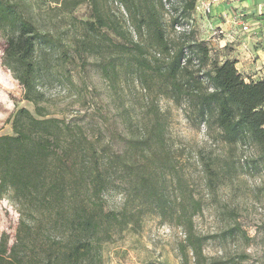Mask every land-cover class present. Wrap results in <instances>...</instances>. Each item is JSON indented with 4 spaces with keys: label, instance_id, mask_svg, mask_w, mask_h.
Returning <instances> with one entry per match:
<instances>
[{
    "label": "trees",
    "instance_id": "obj_1",
    "mask_svg": "<svg viewBox=\"0 0 264 264\" xmlns=\"http://www.w3.org/2000/svg\"><path fill=\"white\" fill-rule=\"evenodd\" d=\"M167 1L176 7L169 25ZM84 2L90 19L77 20L71 14ZM194 8L195 0H0L1 63L34 107L33 113L17 109L11 134L0 135V199L18 215L14 233L0 234V264H105V247L126 232L138 233L148 214L181 231V264H214L194 223L202 201L158 102L185 105L191 123L204 126L194 167L216 189L264 164V80L246 81L226 55L210 57L217 49L197 37ZM63 27L74 32L69 46L76 58L99 56L110 85L119 64L124 79L134 77L150 96L143 133L125 139L122 153L101 134L90 137L80 123L53 117L43 106L39 82L47 63L39 52L60 49L65 56L55 32ZM117 180L124 205L106 210L104 194ZM260 229L264 236V223ZM236 235L247 238L236 224L224 232Z\"/></svg>",
    "mask_w": 264,
    "mask_h": 264
},
{
    "label": "rangeland",
    "instance_id": "obj_2",
    "mask_svg": "<svg viewBox=\"0 0 264 264\" xmlns=\"http://www.w3.org/2000/svg\"><path fill=\"white\" fill-rule=\"evenodd\" d=\"M208 5H213L211 0H195L191 19L197 37L214 49L210 26L218 23L206 12ZM54 6L52 4L51 7ZM166 9L165 23L169 25V17L176 7L167 1ZM90 15L86 2L71 14L81 21L89 20ZM175 29L178 32L182 27ZM168 30L171 31L170 27ZM55 32L63 40L65 56H61L60 49L45 48L39 52L40 59L44 57L47 63L39 82V89L45 97L43 106L53 117L80 123L90 137L101 134L116 152L122 153L125 139L138 138L143 133L150 96L140 90L134 77L124 79L119 64L118 79L115 85H110L101 74L99 56L85 54L82 59L76 58L69 46L74 32L65 27ZM225 34L233 36V31L226 30ZM241 35L239 32L235 36L239 43L229 45L225 50L215 48L217 54L211 53L210 57L215 59L226 55L241 63L237 67L246 81L264 80V67L260 61L263 55L257 54L258 50L264 52V45L252 40L251 36L243 47L240 45ZM2 47L0 35V135H6L11 134L9 119L13 113L19 108L33 113L34 107L23 100L22 87L2 65ZM244 63L254 67L260 65L261 69L256 71L261 75L252 73L251 65L243 73L241 67ZM158 105L167 119L174 147L184 150L182 160L186 164V178L203 204L194 223L196 231L207 238L203 246L205 256L214 264H264V236L260 229L264 223V164L259 163L261 168L257 172L240 173L238 179L225 180L224 185L216 189L209 188L205 176L194 167L195 150L205 142L204 126L198 128L191 123L185 105L177 107L163 98L159 99ZM122 187L117 180L104 194L106 210L123 207L125 194L120 191ZM17 218L11 202L6 198L0 199V234L4 231L13 234ZM234 224L246 232V240L237 235L224 237L226 229ZM182 238L178 228L162 222L157 215L148 214L138 233L126 232L122 240L105 247V264H181L177 245Z\"/></svg>",
    "mask_w": 264,
    "mask_h": 264
},
{
    "label": "crops",
    "instance_id": "obj_3",
    "mask_svg": "<svg viewBox=\"0 0 264 264\" xmlns=\"http://www.w3.org/2000/svg\"><path fill=\"white\" fill-rule=\"evenodd\" d=\"M213 20H216L218 23L216 26L220 25L223 30H232L233 38L238 35L239 28L236 23H234L232 19L233 14H242L241 20L245 21L249 25V34L241 33L243 39L242 43L249 42L250 37L252 36V40H256L260 42V45H264V0H222L219 4H215L210 9ZM229 36V35H228ZM262 54L263 57L260 59L261 65L264 67V52L258 50L257 54ZM238 60V59H237ZM240 62L236 63V68L240 72L238 65L240 66ZM251 65V64H250ZM250 65L244 63L243 67H241L243 73H246L247 70L250 69ZM251 72L255 73L257 76L261 75L260 72L256 71L257 69H261V66L254 67L251 65ZM242 74V72H240Z\"/></svg>",
    "mask_w": 264,
    "mask_h": 264
},
{
    "label": "built area",
    "instance_id": "obj_4",
    "mask_svg": "<svg viewBox=\"0 0 264 264\" xmlns=\"http://www.w3.org/2000/svg\"><path fill=\"white\" fill-rule=\"evenodd\" d=\"M222 0H211V4H214L215 2H220ZM209 8L210 6L208 5L205 10L206 12H209ZM232 15V19L234 21V23L237 24L239 31L243 34H248L249 33V25L241 20V17H243V15L240 14H231ZM210 31H211V39L213 40V44L212 46L217 49H222L224 47H227L229 45L235 44V43H239L238 39H235L231 36H228L225 34V30L222 29V27L220 25L216 26V25H211L210 26ZM240 45H242L243 47H245L244 43H241Z\"/></svg>",
    "mask_w": 264,
    "mask_h": 264
},
{
    "label": "bare ground",
    "instance_id": "obj_5",
    "mask_svg": "<svg viewBox=\"0 0 264 264\" xmlns=\"http://www.w3.org/2000/svg\"><path fill=\"white\" fill-rule=\"evenodd\" d=\"M215 4H219V2H215L213 5H215ZM213 5H212V6H213ZM212 6H211V7H212ZM211 7L209 8V13H210V15H211V11H210ZM211 17H212V15H211Z\"/></svg>",
    "mask_w": 264,
    "mask_h": 264
}]
</instances>
